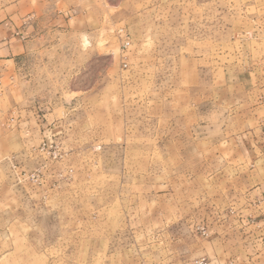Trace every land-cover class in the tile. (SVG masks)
<instances>
[{
    "label": "rangeland",
    "instance_id": "rangeland-1",
    "mask_svg": "<svg viewBox=\"0 0 264 264\" xmlns=\"http://www.w3.org/2000/svg\"><path fill=\"white\" fill-rule=\"evenodd\" d=\"M17 8L37 35L0 66V264H208V208H253L264 177L234 147L264 126V0Z\"/></svg>",
    "mask_w": 264,
    "mask_h": 264
},
{
    "label": "crops",
    "instance_id": "crops-1",
    "mask_svg": "<svg viewBox=\"0 0 264 264\" xmlns=\"http://www.w3.org/2000/svg\"><path fill=\"white\" fill-rule=\"evenodd\" d=\"M31 2L38 4V0ZM9 5L0 8L3 14L0 17V66L5 68V65H9L15 70L21 54L26 52L28 41L24 40V36L32 38L37 35V16L34 13L28 17L18 9L20 0L9 2ZM237 137L234 147L240 154L238 162L247 164L254 171L262 168L264 126L256 131L239 133ZM260 171L263 176L264 170ZM246 196L251 197L253 208H208V212L227 217V220L218 219L208 225V264H264V177L246 191L238 188L237 201L239 198L244 200ZM247 215L252 219L249 220Z\"/></svg>",
    "mask_w": 264,
    "mask_h": 264
}]
</instances>
